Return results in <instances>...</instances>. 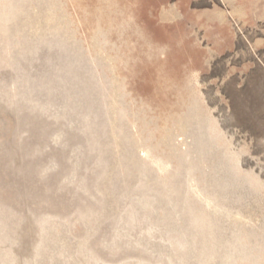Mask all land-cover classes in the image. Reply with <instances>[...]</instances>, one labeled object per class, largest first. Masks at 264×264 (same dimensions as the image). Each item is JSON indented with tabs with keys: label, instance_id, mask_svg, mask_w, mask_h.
<instances>
[{
	"label": "rangeland",
	"instance_id": "1",
	"mask_svg": "<svg viewBox=\"0 0 264 264\" xmlns=\"http://www.w3.org/2000/svg\"><path fill=\"white\" fill-rule=\"evenodd\" d=\"M0 264H264V0H0Z\"/></svg>",
	"mask_w": 264,
	"mask_h": 264
},
{
	"label": "bare ground",
	"instance_id": "2",
	"mask_svg": "<svg viewBox=\"0 0 264 264\" xmlns=\"http://www.w3.org/2000/svg\"><path fill=\"white\" fill-rule=\"evenodd\" d=\"M163 164V163H162Z\"/></svg>",
	"mask_w": 264,
	"mask_h": 264
}]
</instances>
